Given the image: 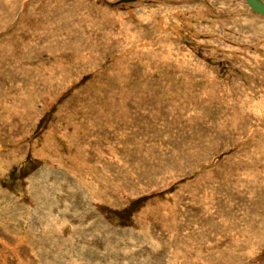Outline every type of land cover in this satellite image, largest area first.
<instances>
[{
    "label": "rangeland",
    "instance_id": "374dc122",
    "mask_svg": "<svg viewBox=\"0 0 264 264\" xmlns=\"http://www.w3.org/2000/svg\"><path fill=\"white\" fill-rule=\"evenodd\" d=\"M0 264H264V16L0 0Z\"/></svg>",
    "mask_w": 264,
    "mask_h": 264
},
{
    "label": "water",
    "instance_id": "95a60500",
    "mask_svg": "<svg viewBox=\"0 0 264 264\" xmlns=\"http://www.w3.org/2000/svg\"><path fill=\"white\" fill-rule=\"evenodd\" d=\"M250 7L257 13L264 15V2L262 0H247Z\"/></svg>",
    "mask_w": 264,
    "mask_h": 264
},
{
    "label": "bare ground",
    "instance_id": "6f19581e",
    "mask_svg": "<svg viewBox=\"0 0 264 264\" xmlns=\"http://www.w3.org/2000/svg\"><path fill=\"white\" fill-rule=\"evenodd\" d=\"M246 1V3L248 4V2H247V0H245ZM263 1V0H262ZM264 2V1H263ZM249 5V4H248ZM249 7H250V5H249ZM251 8V7H250ZM252 9V8H251ZM253 10V9H252ZM261 15H263V14H261ZM264 16V15H263ZM34 100V99H33Z\"/></svg>",
    "mask_w": 264,
    "mask_h": 264
},
{
    "label": "snow or ice",
    "instance_id": "6c2138e0",
    "mask_svg": "<svg viewBox=\"0 0 264 264\" xmlns=\"http://www.w3.org/2000/svg\"><path fill=\"white\" fill-rule=\"evenodd\" d=\"M262 6H264V4H262Z\"/></svg>",
    "mask_w": 264,
    "mask_h": 264
}]
</instances>
